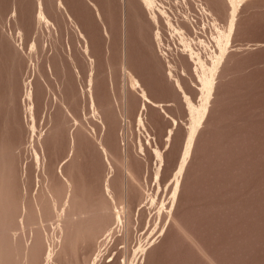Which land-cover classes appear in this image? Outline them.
Segmentation results:
<instances>
[{"label": "rangeland", "instance_id": "obj_1", "mask_svg": "<svg viewBox=\"0 0 264 264\" xmlns=\"http://www.w3.org/2000/svg\"><path fill=\"white\" fill-rule=\"evenodd\" d=\"M0 264H264V0H0Z\"/></svg>", "mask_w": 264, "mask_h": 264}]
</instances>
